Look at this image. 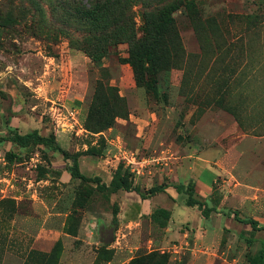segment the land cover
Wrapping results in <instances>:
<instances>
[{
  "label": "rangeland",
  "instance_id": "374dc122",
  "mask_svg": "<svg viewBox=\"0 0 264 264\" xmlns=\"http://www.w3.org/2000/svg\"><path fill=\"white\" fill-rule=\"evenodd\" d=\"M185 1L154 3L160 9L180 6L174 13L180 19ZM63 2L0 0V135L33 130L44 136L54 134L58 144L79 155L82 173L99 175L104 181L123 164L133 186L141 192L149 190V181L154 186L161 181L167 184L172 175V185H188L207 164L219 175L213 191L207 196L196 192L193 197L214 208L210 215L224 213L227 229L212 247L196 248L190 238L187 248L179 253L166 250L171 255L170 264H206L207 255V264H250L259 251H264V230L252 235L251 226L231 212L237 210L242 219L253 218L264 224V192L255 196L247 186L237 183L233 171L237 157L234 159L233 153L235 145L240 144L264 149V0H197L206 15L216 17L228 41L243 36V52L233 50L226 58L230 67L223 79L230 92L225 101L235 107V113L214 102L205 103L198 111L196 102H190L181 92L183 71L179 69L171 71L158 94L137 87L131 66L120 60L128 55V44L113 47L107 57L93 62L83 49L72 46L64 18L74 9ZM142 9L140 2L132 5L138 27L143 22ZM249 19H255L257 26L244 32ZM68 31L82 39L72 28ZM181 33L187 49L198 51L194 32L182 29ZM103 67L108 69L111 83L125 96L129 116L93 133L85 128V118ZM219 148L226 154L224 166L217 156L208 161L198 158ZM12 149L9 141L0 146V264H43L60 241L59 264L64 241H82L71 237L79 235L82 224L86 233L97 235L96 227H91V216L113 214L116 207L119 214L125 190L107 196L97 191L93 182L85 184L72 178L61 153L50 151V160L40 151L12 159L7 156ZM125 152L135 155L137 163H129ZM244 153L246 162L264 164L261 153ZM256 153L261 157L254 156ZM53 169L61 170L62 175L38 179L40 172ZM187 199V194L180 197L179 206H189ZM191 207L202 211L204 206ZM76 229V235L68 233ZM120 234L118 220L104 232L97 247L87 248L86 258L95 259L96 264L108 260L124 264L126 258L120 255L114 262L116 247H110L113 241L109 242ZM145 251L140 249L136 254Z\"/></svg>",
  "mask_w": 264,
  "mask_h": 264
},
{
  "label": "trees",
  "instance_id": "16d2710c",
  "mask_svg": "<svg viewBox=\"0 0 264 264\" xmlns=\"http://www.w3.org/2000/svg\"><path fill=\"white\" fill-rule=\"evenodd\" d=\"M137 2H140L143 8V22L140 27L132 11V5ZM154 2L155 0H64L63 3L74 9L64 18L65 32L72 46L83 49L93 62H99L107 57L113 47L128 44V55L120 57V60L131 66L137 87H144L147 91L158 94L164 83L168 82L171 71L179 69L183 71L181 92L187 100L196 102L198 111L202 110L205 103L214 102L235 113V107L227 105L225 101L230 92L227 81L223 79L230 67L226 58L233 50L243 52L242 48L245 45L243 36L228 41L216 17L206 15L197 0H186L181 4L184 10L180 19L174 15L181 9L180 6L160 9ZM63 7L66 8L65 5ZM255 23V19H249L243 31L248 32L255 28L257 26ZM71 28L82 35L81 40L73 37L68 31ZM182 29L194 32L199 41L198 51L187 49ZM245 68L239 72L240 76L243 75ZM164 96L167 98V92ZM128 116L129 107L125 96L121 95L117 85L111 83L108 69L101 68V76L97 79L85 118V128L93 133H99L113 127L119 118ZM7 141L14 146V150L7 151V156L12 159H20L24 155L40 151L45 159L50 160V151L61 153L66 161V170L72 178H79L85 184L93 182L96 184V190L107 196L119 190H135L142 198H146L164 192L167 187V184L163 183L150 188L146 193L139 191L133 186L129 170L123 164L115 170L109 184L100 176H87L80 170L79 155L71 154L58 144L54 134L44 136L33 130L26 134L10 132L8 135H0V146ZM50 174L61 176L62 171L57 169L51 172L43 171L38 174V179L47 178ZM175 188L179 193L188 195L187 205L204 206L203 214L206 217L210 216L214 208L200 203L193 197L197 192L194 182L188 185L180 183L175 185ZM233 213L236 219L251 226L252 235L258 230H264V225L259 221L253 218L242 219L237 211ZM171 214L170 210L158 207L151 214V219L158 226L165 227ZM117 215L118 207L113 213V224L118 222ZM68 233L76 235L77 229ZM59 244L61 242L57 241L43 264H58ZM170 261L171 255L167 251L153 250L137 253L128 264H170ZM263 263L264 251L261 250L250 264Z\"/></svg>",
  "mask_w": 264,
  "mask_h": 264
},
{
  "label": "crops",
  "instance_id": "0c3cea01",
  "mask_svg": "<svg viewBox=\"0 0 264 264\" xmlns=\"http://www.w3.org/2000/svg\"><path fill=\"white\" fill-rule=\"evenodd\" d=\"M245 151H249V155L256 151L264 155V149L251 144H240L239 147L235 145L233 153L234 159L236 157L238 158V163L236 162L237 158L234 160V178L240 186H247L257 196L264 192V164L255 165L251 161L246 162L244 159L246 157ZM214 156L218 157L219 164L221 163L222 166L225 165L226 154H224L221 148L217 149L215 153L204 152L198 158L208 161L209 158ZM254 156L259 155L256 153ZM80 165L83 168L81 161ZM218 176L207 164L206 166H202L193 181L196 185V191L203 196L211 194L214 187L213 183ZM112 179L113 175L110 174L108 178H104V182L109 184ZM170 179H168L167 184L169 185H167L164 192L150 195L146 198H142L141 194L134 190L123 191L120 201V212L117 215L120 221L121 234L116 238L112 236L109 240V242L113 241L110 247H116L114 262L116 261L117 255H120L123 259L126 258L123 263L128 264L140 249H145L148 252L153 250L164 252L168 250L171 253H179L187 248L185 246L189 244L188 239L190 238L194 239L196 248L201 245L212 247L218 241L222 240L227 229L224 223L226 218L225 214L218 212L215 216L212 214L206 217L198 208L195 209L196 207H180L179 198L185 195V193H179L175 186L170 183L174 181L173 175ZM160 183L163 184L166 182L162 183L161 181ZM148 185L150 187H147V189H150L154 186V182L149 181ZM143 193L146 192L143 191ZM158 207L166 208L172 213L165 227L158 226L151 219V214ZM237 212L239 213V211ZM91 217L93 218L91 227H96L97 235L95 236L93 232L86 233L84 231L86 227L82 224L79 235L71 236L74 239L82 241H64V248L59 264H96L95 259L93 261L87 259L84 252H86L89 246L90 250H92L94 245L97 247L103 241L104 232L113 226V214L107 212L104 217ZM174 241L180 242L176 244ZM94 253L96 251H93ZM206 257L208 262V255ZM18 259H21V257L18 256ZM18 264H21V262L18 261ZM102 264H113V260H108Z\"/></svg>",
  "mask_w": 264,
  "mask_h": 264
},
{
  "label": "built area",
  "instance_id": "2783aa9c",
  "mask_svg": "<svg viewBox=\"0 0 264 264\" xmlns=\"http://www.w3.org/2000/svg\"><path fill=\"white\" fill-rule=\"evenodd\" d=\"M125 157L127 158L128 162L131 163V164H134V163H137V158L135 155H130L125 152Z\"/></svg>",
  "mask_w": 264,
  "mask_h": 264
}]
</instances>
